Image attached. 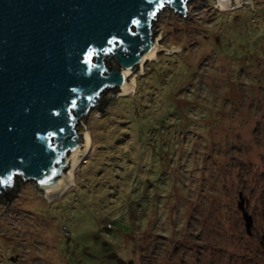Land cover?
Returning a JSON list of instances; mask_svg holds the SVG:
<instances>
[{"label": "rangeland", "instance_id": "374dc122", "mask_svg": "<svg viewBox=\"0 0 264 264\" xmlns=\"http://www.w3.org/2000/svg\"><path fill=\"white\" fill-rule=\"evenodd\" d=\"M250 2L158 13L160 44L181 49L90 110L91 149L63 194L17 179L0 206V264H264V0ZM101 144L137 153L106 166Z\"/></svg>", "mask_w": 264, "mask_h": 264}, {"label": "water", "instance_id": "95a60500", "mask_svg": "<svg viewBox=\"0 0 264 264\" xmlns=\"http://www.w3.org/2000/svg\"><path fill=\"white\" fill-rule=\"evenodd\" d=\"M234 1L253 9L250 0ZM187 2L0 0V197L16 193L19 177L50 199L73 186L88 142L78 124L87 130L93 107L102 114L118 92L132 93L135 71L157 52L181 49L160 44L153 25L166 6L187 17ZM244 218L250 232L246 210Z\"/></svg>", "mask_w": 264, "mask_h": 264}, {"label": "trees", "instance_id": "16d2710c", "mask_svg": "<svg viewBox=\"0 0 264 264\" xmlns=\"http://www.w3.org/2000/svg\"><path fill=\"white\" fill-rule=\"evenodd\" d=\"M118 99H119V98H118ZM118 99H117V100H118ZM122 99H126V98H122ZM126 100H127V99H126ZM104 103H105V102H104ZM99 109H100V111H103V110H104V107L101 106ZM120 124H121V123H120ZM129 127H130V126H125L126 129H129ZM132 141H133V140H132ZM117 142H120V141L118 140ZM102 143H104V142H102ZM101 145H102V144H101ZM95 148H97V146H96ZM97 149H98L99 151H100V150H103L104 158L100 156V159H99V160L105 162V163H106V166L109 165V163H112V162H115V161H117V162H121V163H126L125 161H126V160H129V162H131L130 159H133L134 155L137 153L136 151H135V152H132V153L129 152V154L131 155V156H129V154L126 153V151H125V152L122 153V155H121V153L116 155V153H118L116 150H113L111 147H109V148H107V150H105V146H103V145H102V149H100V147H98ZM136 149H137V148H136ZM125 150H126V149H125ZM111 154H112V155H115V156H113V157L111 158V157H110ZM124 155H126V156H124ZM128 158H130V159H128ZM92 159H93V158L90 159V160H91V163H92ZM108 161H111V162H108ZM14 195H15V190L12 191V194L9 195L8 198H7V197H0V202H4V203L9 204V203L11 202L12 198L14 197ZM120 262H121L122 264H133L132 261L126 262V261L120 260Z\"/></svg>", "mask_w": 264, "mask_h": 264}, {"label": "bare ground", "instance_id": "6f19581e", "mask_svg": "<svg viewBox=\"0 0 264 264\" xmlns=\"http://www.w3.org/2000/svg\"><path fill=\"white\" fill-rule=\"evenodd\" d=\"M234 4H235V1L234 0H232V3H231V6H234ZM219 6V5H218ZM220 7V9H222V10H229V9H231V8H223V7H221V6H219ZM166 50V49H165ZM158 53L159 52H157V58L155 59V60H158V58H159V55H158ZM153 59V58H152ZM144 67V66H143ZM138 70H140V69H138ZM137 70L135 71V75H134V87H133V91L132 92H134L135 91V89H136V82H137V80H136V77H137ZM122 95H127V94H130V92H120ZM85 136H86V138H87V140H88V142H87V147H86V151H85V153H84V155H83V157H81L79 160H77L76 161V164H75V168L71 171V182H72V185H73V183H74V178H75V170L77 169V167L79 166V164H80V162H82L83 161V159L87 156V154H88V152L90 151V147H91V144H92V139H91V133H90V131H88V130H86L85 131ZM69 187H71V186H69ZM69 187H67L61 194H63L66 190H68V188ZM60 194V195H61ZM55 197H57V196H54V197H52L51 199H54ZM47 198V197H46ZM48 199H50V198H48Z\"/></svg>", "mask_w": 264, "mask_h": 264}]
</instances>
